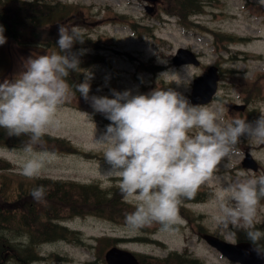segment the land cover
<instances>
[{
	"label": "rangeland",
	"instance_id": "374dc122",
	"mask_svg": "<svg viewBox=\"0 0 264 264\" xmlns=\"http://www.w3.org/2000/svg\"><path fill=\"white\" fill-rule=\"evenodd\" d=\"M40 1L74 5L72 15L76 21L70 20L64 25H79L93 43L82 49L88 61L82 69L93 73L90 81L92 96L86 103L74 93L75 90L71 91L69 98L58 108V126L49 128L47 133L89 153L81 155L71 149L48 151L55 158L40 176L118 186V178L106 176L111 165L103 158V147L97 142L111 121L105 113L95 110L93 96L113 98L114 90H130L133 95L147 94L159 85L176 89L192 103L193 79L215 64L220 70L218 93L202 106L215 111L225 122H230L234 116L253 122L264 108V5L258 0H202L201 6L192 8L199 10L197 13L188 9L189 16L187 12L183 16L178 10L177 0ZM58 29L50 26L43 32L54 37L56 32L59 33ZM44 41L41 37L36 44L20 45L9 42L6 36V43L0 45V83L13 80L24 71L29 57L52 53ZM179 47L191 48L201 60L198 66L189 64L193 79L187 87L171 83L174 79L171 73L183 76L187 65L173 64L172 57ZM164 72H169L167 78L160 77ZM81 75L84 76L83 71ZM20 150L0 147V156L10 159L15 170H20L15 163ZM247 153H255L252 157L256 160V168L243 164ZM240 171L264 174V142L252 143L241 137L234 153L218 165L213 176L192 198L181 199L178 210L183 224L176 230L161 232L160 226L154 224L130 231L124 224L93 214L65 215L67 218L62 223L77 229L85 241L44 242L38 246L42 259L35 263L103 264L107 247L118 244L147 261L152 259L150 257L162 259L173 251L187 250L200 260L198 264H239L228 260L202 236L210 232L225 239L221 235L222 229L210 222L214 193L223 187L226 177L234 178ZM128 201L136 203L131 199ZM256 221V225H264V198L257 207ZM240 232H237L236 241ZM103 236L119 239H111L107 244L104 239L98 240Z\"/></svg>",
	"mask_w": 264,
	"mask_h": 264
},
{
	"label": "clouds",
	"instance_id": "9594fccd",
	"mask_svg": "<svg viewBox=\"0 0 264 264\" xmlns=\"http://www.w3.org/2000/svg\"><path fill=\"white\" fill-rule=\"evenodd\" d=\"M264 5V0H258ZM58 51L29 57L24 71L13 80L0 83V128L9 136H27L15 162L20 174L32 179L40 176L54 155L38 150L49 128L58 126L56 114L75 87L89 98L93 73L79 67L80 59L71 53L74 43H83L85 33L79 25L61 24ZM6 43L0 25V45ZM70 71L84 72V81L71 86ZM169 72L161 73L167 78ZM171 81L187 87L193 79L189 65L184 75L171 73ZM93 107L106 114L111 123L97 140L104 150L110 170L107 177L119 179L125 200L136 202L135 210L125 216L130 231L154 224L161 232H172L183 224L178 206L216 172L246 137L252 143L264 142V108L249 122L234 116L225 122L208 107L192 104L181 92L159 85L147 94L114 90V97L93 96ZM255 156V153H252ZM36 202L46 196L44 186L31 191ZM264 198V174L237 172L225 178L214 193L210 222L219 226L227 242L236 243L243 231L257 255L264 256V230L256 228L257 207Z\"/></svg>",
	"mask_w": 264,
	"mask_h": 264
},
{
	"label": "trees",
	"instance_id": "16d2710c",
	"mask_svg": "<svg viewBox=\"0 0 264 264\" xmlns=\"http://www.w3.org/2000/svg\"><path fill=\"white\" fill-rule=\"evenodd\" d=\"M201 2L202 0H177L176 6L183 16H186V12L189 16L188 9L198 8ZM74 7L60 1L0 0V25L4 26V35L9 42L20 45L28 42L36 44L42 37L47 49L54 52L58 51L59 33L56 32L57 36L54 37L46 36L47 31L43 32V30L50 26L59 28L61 24L70 20L75 22V16L72 15ZM192 11L197 13L199 10ZM84 33L86 34L84 42L74 43L71 49V53L79 56L81 69L88 63L87 55L82 49L93 44L90 42L89 34L85 31ZM81 72L70 71L67 77L70 86L84 81ZM73 90L81 99L83 98L82 102L88 103L89 98L85 101L86 98L75 87L71 91ZM89 96H92L91 89ZM26 140L25 135L9 136L5 129L0 128V147L22 148ZM43 141L38 150L59 152L71 149L78 151L81 155L89 153L69 144L65 139L48 134L43 137ZM39 186H44L46 189V196L42 203L36 202L31 196V191ZM135 206L136 203L125 200L116 185L110 187L97 182L86 183L43 175L29 179L21 175L20 170H15L10 159L0 156V264H34L36 260L42 259L38 246L44 242L61 239L84 242V238L77 229L62 223L64 218H67L65 215L77 217L93 214L113 223L126 225L125 216L134 211ZM256 228L264 230V225H256ZM238 238L246 240L243 231ZM103 239L109 244V240L119 238L103 236L98 240ZM140 259L142 264L200 263V260L187 250L173 251L162 259L150 257V262L144 258ZM106 263L104 260L103 264Z\"/></svg>",
	"mask_w": 264,
	"mask_h": 264
},
{
	"label": "water",
	"instance_id": "95a60500",
	"mask_svg": "<svg viewBox=\"0 0 264 264\" xmlns=\"http://www.w3.org/2000/svg\"><path fill=\"white\" fill-rule=\"evenodd\" d=\"M174 65L200 64V59L191 48L179 47L172 57ZM219 68L212 64L201 75L193 79L191 100L193 104L202 105L211 101L218 92ZM244 165L256 168V160L250 153L244 158ZM204 240L225 255L230 261L240 264H264V256L257 255L248 241H237L235 244L227 242L210 232L203 234ZM108 264H141L135 253L117 245L110 247L105 253Z\"/></svg>",
	"mask_w": 264,
	"mask_h": 264
},
{
	"label": "bare ground",
	"instance_id": "6f19581e",
	"mask_svg": "<svg viewBox=\"0 0 264 264\" xmlns=\"http://www.w3.org/2000/svg\"><path fill=\"white\" fill-rule=\"evenodd\" d=\"M34 264H36V263L34 262Z\"/></svg>",
	"mask_w": 264,
	"mask_h": 264
}]
</instances>
